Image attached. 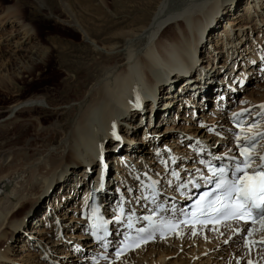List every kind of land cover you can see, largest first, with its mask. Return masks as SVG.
<instances>
[{"label":"bare ground","instance_id":"6f19581e","mask_svg":"<svg viewBox=\"0 0 264 264\" xmlns=\"http://www.w3.org/2000/svg\"><path fill=\"white\" fill-rule=\"evenodd\" d=\"M239 2L158 0L151 14L148 12L151 7H135L133 12L139 16L112 23L111 28L100 25V15L105 13L102 7L84 6L99 15L85 19L76 18L71 11L74 4H69L76 24L88 38L86 49L102 56L100 61L105 64L99 61L87 64L84 73L89 82L77 91L78 97L74 101L68 102L69 116L65 124L58 126L60 132L56 133V138L49 139L48 145L44 144L47 145L44 151L34 149L29 154L30 148L19 150L6 166L2 161L6 158L5 152L0 154V239L7 234L4 230H8L11 235L8 245V241L17 236L18 229L20 239L23 238L20 250H15V242L0 250V264L16 263L9 257L10 253H20L17 264H62L70 258L74 264H91L90 258L98 257V252L89 243V238L82 234L79 206H68L80 195V188L88 177L92 176L93 180L103 169L107 173L106 179L109 176L108 188L101 192L104 201L109 198L115 202L109 190L114 181H118L122 193L134 201L142 187L134 182L131 170L161 179L166 176V169L161 165L165 160L163 156L168 160L172 155L171 162H179L166 166L171 170L178 169L181 163L193 162L194 156L186 150V144L201 146L204 143L220 156L231 158V144L235 138L230 121L240 111L247 112L244 117L248 118V125H255L251 130L250 127L247 129L250 133L263 132L264 108L261 106L264 105V92L260 89H264V77L251 90L252 94L256 91V98L244 92L242 96L234 81L242 76L246 78L244 72L251 71V76L257 77L264 63V33L259 34L264 27V0H244L241 12ZM258 20L262 26L258 25ZM221 21H225L222 35V30L219 31ZM85 25L91 26L92 30H86ZM123 25L130 30L121 31L119 28ZM248 29H252V33L246 34ZM103 33L107 37L102 41L94 39ZM219 39L225 45L220 49ZM34 50V47L28 50L31 60L27 73L33 75L36 70L45 69L34 81L45 84L57 81L58 71L54 70L52 59L54 52L58 53L62 67L75 73L77 64L68 62L64 50L52 48L43 56ZM198 52L201 57L196 66L193 64L195 67L186 71L185 77L178 78L182 76L179 68L184 67L185 71L193 67L192 61ZM156 60L160 63L157 64ZM221 61L224 65H219ZM90 68L98 69L100 74L90 79ZM225 69L229 73L225 74ZM238 69L242 71L238 72ZM20 75L17 69L16 78ZM221 75L224 77L220 81ZM246 80L248 83L249 79ZM228 87L238 91L231 94ZM186 94L191 97L183 99ZM213 97V105L208 106V99ZM228 103L236 105L230 110ZM41 104V99L32 97L16 103L11 110H36L42 108ZM138 106L144 108V114L137 111ZM157 106L159 110L156 113ZM198 111L201 112L196 116ZM180 112L183 115L179 120L170 119L173 113ZM138 116L140 122L137 123ZM163 123L166 125L161 129ZM138 130L145 131L147 135L140 141L135 137ZM215 133H223L227 139L220 140ZM149 137L153 141L151 144ZM112 142L114 145L110 146ZM79 167H83L82 170L78 171ZM194 167L190 166V169ZM68 173L72 176L67 179ZM61 179L65 180V186L51 188L54 181ZM94 184L98 189L99 181ZM68 188L72 197L68 195ZM84 192L81 193L80 204L87 196ZM172 196V192H168L162 198L168 200ZM48 200L50 209L43 214L46 219L36 218L34 211H41L42 201ZM22 212L19 218L18 214ZM23 224L31 227L29 232L24 233ZM247 239L250 244H247ZM54 254L57 260L51 258ZM115 264H264V224L252 230L240 224L184 230L165 241L144 246Z\"/></svg>","mask_w":264,"mask_h":264},{"label":"rangeland","instance_id":"374dc122","mask_svg":"<svg viewBox=\"0 0 264 264\" xmlns=\"http://www.w3.org/2000/svg\"><path fill=\"white\" fill-rule=\"evenodd\" d=\"M76 1L79 2L80 4L79 3L76 4L77 3ZM76 1L75 0H44L43 2L42 0H0V154L5 152L4 154L6 158L2 160L3 165L5 166L13 160L14 158L13 154L18 152L19 150L30 148L28 152L29 154H31L33 153L34 149H37L38 151L41 150L44 151L46 149L44 146L47 147V145L49 144L48 140L53 139L56 136V133L60 132L59 127L61 126V124H65L67 115L69 116L70 111H68L69 108L68 102L74 101L75 97H78L77 91L80 90L82 86L87 85V83L89 82L86 79L87 77L85 76L84 73L85 69L87 68V64L92 63V61H99L105 64L103 61H100L102 60L101 59L102 56L100 57L93 53L88 52V50L86 49V47L89 46V43L87 42L88 38L85 36L83 29L79 27L78 24H76L75 16L76 18L80 16L79 18L83 17L85 19H88V18H93L97 15V13L87 10L84 6H87L88 4L96 8L97 6L102 7L105 13H102L100 15L99 18L100 25L103 28H111L113 25L112 23L122 22L124 20L130 19L131 17L139 16L137 13L133 12L135 7L136 8L138 7L140 9H148L151 7L150 9H148V12L151 14L155 9L154 7L156 6L158 0H151V1L76 0ZM243 2L244 0H240L239 2L240 12H241V7H243L242 4H245ZM71 3L75 5L71 7L72 10L68 7L69 4ZM81 7L84 8V10ZM70 10L72 12L74 11L75 16L72 15L73 13ZM94 10L96 9L94 8ZM98 16L99 15H97V17ZM72 17H74V19ZM221 22L222 23L219 27V31L220 30L222 31L220 35L223 34L225 29L224 26L225 21H221ZM258 25L262 26V23L259 22V20H258ZM85 29L92 30L91 26L88 25H85ZM119 29H121V31L123 30L124 32L130 30L126 28L124 25L122 26V28ZM245 32L246 34L252 33V29H248ZM36 33L38 35H36ZM263 33H264V27L259 30L260 35H263ZM70 35H72L73 37H71ZM106 37L107 35L103 33L100 34L99 37L94 36V39H96L97 41H102ZM54 38L60 41L54 42L55 40H52ZM219 41L221 43V46L219 47L220 49L223 48L225 45L220 39ZM33 47L42 56L46 55L47 52H49L52 48H58L59 51L64 50L67 53L68 62L73 65L77 64V66H75L74 68L75 73L68 72L67 71L68 69L63 68L61 61L59 60V58H57L58 53L54 52V56L52 57V59L54 64V70L58 71L57 81L54 84H45V83L36 82L40 73L44 72L45 69L43 68L42 70L40 69L36 70L33 73V75H29L27 73V69L30 67V60H31L30 53L28 52V50ZM194 53L196 52L194 51ZM16 57L17 59H15ZM200 57L201 54L200 52H198L195 61H192L193 67L185 70L188 72L192 70V68L196 66L197 64L196 62H198ZM155 62L157 64L160 63V61L158 60H156ZM222 63L224 65L223 61H221L219 65ZM78 66H81V68L78 69ZM17 69L21 72L20 78H16L15 76V74L17 73ZM181 69H183V71ZM255 69L258 70V68ZM240 70L241 69H238V72H240ZM178 71L182 75L178 77V73H176L177 75L176 74L175 75L178 78H183L187 75L186 74L187 72H184V67L179 68ZM224 71L225 74L229 73V71H227L226 69ZM260 73L261 72L258 73L257 77L256 76L252 77L251 71L244 72L246 78L249 79L248 80L249 84L245 90H239L240 92L242 91L241 92L242 96H243V92L246 95H250V97L253 96L254 98H256L258 96L256 94V91L252 94L251 90H253L254 87H256L257 83L259 84L260 81H262L261 78L264 76L259 77ZM99 74L100 72L98 71V69L90 68V77H91L90 79L96 78L97 75ZM223 77L224 75L219 76L218 80L221 81ZM84 82L87 83L85 84ZM217 82L219 81H216V83ZM262 88H264V86H262ZM260 92H264V89H260ZM185 96L186 97H183V99L187 97H191L189 96V94H186ZM32 97H38L39 99L42 100V104H41L42 108H36V110L35 109H27V110L23 109L20 111L16 110L17 112H13V110H11L13 105H15L16 103L24 102L28 99H31ZM213 99L214 97L208 99V103H207L208 106L213 105ZM227 100H228L227 102H229L230 98H228ZM184 102H186V100H184ZM233 105L234 104L228 103V107L230 110L234 108ZM189 109L191 112L193 108L191 107ZM131 110H133V112L135 111L134 109ZM158 110H159V106L156 107V113L158 112ZM129 112L132 111L129 110ZM200 112L201 111H198L197 113ZM182 115H183L182 112L173 113L170 119L177 121ZM156 116L158 117L157 114ZM40 119H44V120L41 122ZM136 122L137 123L140 122L139 116ZM174 122L171 123L175 124ZM165 125L166 124L163 123L162 126H160L161 129L165 128L164 127ZM144 132L145 131L138 130L135 136L138 139V141L143 139L142 137L144 135ZM149 138H150L149 144H151L153 141L151 140V137ZM158 141L159 140H157L156 142ZM46 143L47 145H44ZM24 145L27 146L25 147ZM28 145L30 146L28 147ZM113 145H114L113 142L112 144L110 143V146ZM142 146H145L144 148L148 149L146 145L142 144ZM138 155L139 153H136V156ZM82 168L83 167H79L78 171L82 170ZM71 176L72 175L68 173L66 178L68 179ZM91 180H92V176L86 179L85 183H83L80 188V195L73 200V204H69L68 206L74 204L75 206L77 205L79 206L81 196L83 195V194L81 195V193L82 191L85 190L86 185L89 184ZM60 185L65 186V180L61 179L60 181L57 180L54 181L52 183L51 188L56 189L57 187L59 188ZM58 191L61 190L58 189ZM67 191H68V195L72 197L71 192L69 193V188ZM42 204L44 206L42 205L41 211L39 212L34 211L35 213H33V214L37 213L36 218L40 220H43L40 217H42L44 212L47 209H50L49 200L42 201ZM27 208L28 206L25 208V210H27ZM25 210L23 212H25ZM31 211L32 210H30V212ZM23 212L18 214L20 215L19 218L22 217L21 215L23 214ZM55 216L56 215H54L53 217ZM21 227L25 229L24 233L29 232V230L31 229V227H29V225L27 224L26 225L23 224ZM4 231H7V234L3 237V239H0V250L3 249L5 250L6 247L13 242H15V245L17 246L15 250L16 251L17 249L20 250L22 246L23 238L20 239L21 233L19 229L15 233L17 236L14 235V237L8 241V245L6 243L7 240L11 238V235L8 230H4ZM9 257H11V259H14L16 261L15 264H17L18 262H20L21 255L20 253H16V255L15 253H10ZM51 258L56 259L55 254L52 255ZM70 259L62 264H68V263L74 264L75 263L74 260H70ZM5 264H13V262L10 263L9 261L8 263ZM56 264H61V263H56Z\"/></svg>","mask_w":264,"mask_h":264},{"label":"snow or ice","instance_id":"6c2138e0","mask_svg":"<svg viewBox=\"0 0 264 264\" xmlns=\"http://www.w3.org/2000/svg\"><path fill=\"white\" fill-rule=\"evenodd\" d=\"M261 107L264 108V105ZM237 139L240 137L237 136ZM254 140L255 137H246L244 144L237 145L243 160H237L231 170L226 166L217 168L210 164L206 165L210 175L206 177L201 174V179L213 187L197 200V206L202 214L215 211L223 215L237 214L242 217L249 209H258L261 220H264V156L259 157L260 164L253 168L252 165L256 163L251 156V152L254 151ZM172 175L179 178L178 173L173 172ZM155 183L153 181L147 187H154ZM189 183L195 186V181ZM184 187H187V184ZM234 200L237 202L235 213L232 212Z\"/></svg>","mask_w":264,"mask_h":264}]
</instances>
